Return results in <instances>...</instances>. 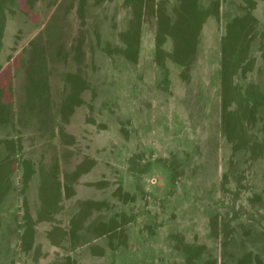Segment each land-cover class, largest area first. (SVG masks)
<instances>
[{"label":"rangeland","instance_id":"rangeland-1","mask_svg":"<svg viewBox=\"0 0 264 264\" xmlns=\"http://www.w3.org/2000/svg\"><path fill=\"white\" fill-rule=\"evenodd\" d=\"M5 1L0 264H264V0Z\"/></svg>","mask_w":264,"mask_h":264},{"label":"crops","instance_id":"crops-1","mask_svg":"<svg viewBox=\"0 0 264 264\" xmlns=\"http://www.w3.org/2000/svg\"><path fill=\"white\" fill-rule=\"evenodd\" d=\"M19 5V4H18ZM4 6H7V0L4 2ZM4 10L8 9V7H3ZM11 14V13H10ZM7 16H10L8 11H7ZM26 17V16H25Z\"/></svg>","mask_w":264,"mask_h":264}]
</instances>
